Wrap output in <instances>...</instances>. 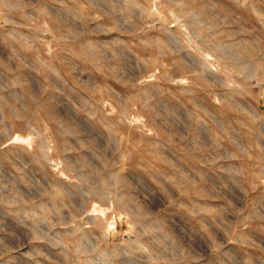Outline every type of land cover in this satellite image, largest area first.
I'll return each instance as SVG.
<instances>
[{"label":"rangeland","instance_id":"obj_1","mask_svg":"<svg viewBox=\"0 0 264 264\" xmlns=\"http://www.w3.org/2000/svg\"><path fill=\"white\" fill-rule=\"evenodd\" d=\"M0 264H264V0H0Z\"/></svg>","mask_w":264,"mask_h":264}]
</instances>
